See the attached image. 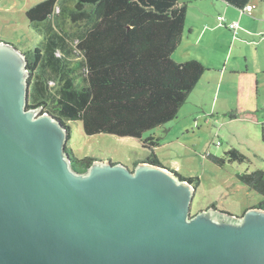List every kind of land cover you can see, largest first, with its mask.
<instances>
[{
	"label": "water",
	"instance_id": "water-1",
	"mask_svg": "<svg viewBox=\"0 0 264 264\" xmlns=\"http://www.w3.org/2000/svg\"><path fill=\"white\" fill-rule=\"evenodd\" d=\"M27 65L0 43V264H264L261 209L191 216L196 188L149 163L75 172L66 125L28 108Z\"/></svg>",
	"mask_w": 264,
	"mask_h": 264
},
{
	"label": "trees",
	"instance_id": "trees-1",
	"mask_svg": "<svg viewBox=\"0 0 264 264\" xmlns=\"http://www.w3.org/2000/svg\"><path fill=\"white\" fill-rule=\"evenodd\" d=\"M59 1L45 0L35 5L27 11V19L32 24L44 23L54 16L59 20ZM220 1L239 10L252 2ZM75 2L70 14L73 26H64L65 33L50 28L44 52L40 48L25 52L31 86L28 108H41L43 113L51 115L52 109L54 117L62 123L81 122L86 136L107 134L142 142L145 133L177 118L209 71L197 60L183 63L174 60L183 42L191 3L180 0ZM232 114L230 117L234 119ZM162 140L154 136L145 140L142 146L150 156L135 162L134 168L140 163L165 168L155 154ZM66 150L77 173L87 172L93 163L100 161L93 157L78 158L69 144ZM210 159L218 166H224L226 161H247L236 149L227 152V159ZM179 176L196 190L199 188V178ZM237 180L263 198L250 209L264 211V171L238 174ZM211 208L218 209L214 204Z\"/></svg>",
	"mask_w": 264,
	"mask_h": 264
},
{
	"label": "rangeland",
	"instance_id": "rangeland-1",
	"mask_svg": "<svg viewBox=\"0 0 264 264\" xmlns=\"http://www.w3.org/2000/svg\"><path fill=\"white\" fill-rule=\"evenodd\" d=\"M43 1L0 0V43L12 44L24 53L35 48L44 52L50 28L65 33L64 26H73L70 14L75 9V0L59 1V20L54 16L44 23L32 24L26 13ZM251 4L254 11L264 8V0H252ZM228 29L222 27L229 38L221 34L216 44V38L212 41L214 36H210L197 48L190 49L191 60L204 61L205 66V53L209 49L204 48L210 43L215 47L223 44L218 54L216 52V60L207 67L209 71L174 121L145 133L142 142L107 134L86 136L81 122H64L71 132L67 144L75 155L81 159L93 157L121 163L133 170L135 162L145 161L150 156L143 148V142L151 136L161 137L163 140L155 154L162 165L185 179H200L191 216L210 211L214 204L219 211L243 217L245 211L261 203L263 198L242 185L237 175L264 171V74L257 70L264 59V44H249L254 37L243 41ZM186 37L184 34L185 40ZM257 37L261 38L260 35ZM229 51L230 59L225 65ZM30 93L31 86L28 98ZM51 112L55 116L52 109ZM231 113L234 119L230 117ZM232 149L245 155L247 161H226L224 166L211 161V157L227 159V152Z\"/></svg>",
	"mask_w": 264,
	"mask_h": 264
},
{
	"label": "crops",
	"instance_id": "crops-1",
	"mask_svg": "<svg viewBox=\"0 0 264 264\" xmlns=\"http://www.w3.org/2000/svg\"><path fill=\"white\" fill-rule=\"evenodd\" d=\"M180 2H188L191 4L189 6L185 29V35H187V37L186 40L184 38L181 47L174 55V60L177 63H183L191 60L193 54L190 52V49L197 48L210 36H214L212 41L216 38V44L221 34H226V38H229L228 33L222 31V27L228 29L232 23L238 24L237 29L231 31L239 39L244 41L247 37H254L249 44H256L259 46L264 44V8H259L257 11H254V7L252 6L253 8L250 14H243L239 9L231 7L220 0H180ZM221 17L225 19V22L222 24L219 22V18ZM259 35L261 38L257 37ZM222 46L223 44L215 47V44L211 45L210 43L204 48V50L209 49L208 52L205 53L204 59L206 61V68L210 66L214 60H216L217 54L219 50H221L220 47L222 48ZM230 51L226 55L225 65H228ZM199 61L201 62V60ZM202 64H205L204 61H202ZM257 70H261L264 74L263 58L261 59V65L257 68ZM223 73L224 71L222 72V75Z\"/></svg>",
	"mask_w": 264,
	"mask_h": 264
},
{
	"label": "built area",
	"instance_id": "built-area-1",
	"mask_svg": "<svg viewBox=\"0 0 264 264\" xmlns=\"http://www.w3.org/2000/svg\"><path fill=\"white\" fill-rule=\"evenodd\" d=\"M251 11H252V6L248 5L243 10H241V13L246 14V13H250ZM219 21L221 23H223V22H225V19L221 17V18H219ZM237 27H238L237 23H232V24H230L229 29L230 30H236Z\"/></svg>",
	"mask_w": 264,
	"mask_h": 264
},
{
	"label": "clouds",
	"instance_id": "clouds-1",
	"mask_svg": "<svg viewBox=\"0 0 264 264\" xmlns=\"http://www.w3.org/2000/svg\"><path fill=\"white\" fill-rule=\"evenodd\" d=\"M250 6H252V5L250 4ZM246 7H247V6H246ZM252 8H253V7H252ZM241 10H243V9H241ZM241 10H240V11H241ZM250 13H251V12H250ZM250 13H246V14H250ZM222 18H223V17H222Z\"/></svg>",
	"mask_w": 264,
	"mask_h": 264
}]
</instances>
